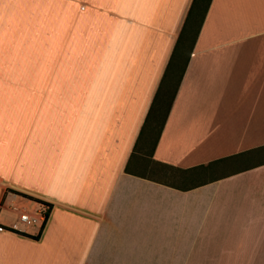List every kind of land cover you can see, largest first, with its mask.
<instances>
[{
    "label": "crops",
    "instance_id": "crops-1",
    "mask_svg": "<svg viewBox=\"0 0 264 264\" xmlns=\"http://www.w3.org/2000/svg\"><path fill=\"white\" fill-rule=\"evenodd\" d=\"M203 4L0 0V264H264V0Z\"/></svg>",
    "mask_w": 264,
    "mask_h": 264
},
{
    "label": "rangeland",
    "instance_id": "rangeland-1",
    "mask_svg": "<svg viewBox=\"0 0 264 264\" xmlns=\"http://www.w3.org/2000/svg\"><path fill=\"white\" fill-rule=\"evenodd\" d=\"M22 26V23L11 22L10 19L4 22V38L2 39V60L3 68L0 69V77L11 78V77H26V38H15L12 39V28L15 25L16 32L18 33V25ZM22 29V28H21ZM22 49L20 54H17V49ZM14 51V52H13ZM19 58V59H18ZM20 62V67L16 68V61ZM8 89L7 86H0V92L5 93ZM264 155H261L262 157ZM145 172L157 173V172H167L162 168H156L152 165L149 169H144Z\"/></svg>",
    "mask_w": 264,
    "mask_h": 264
},
{
    "label": "trees",
    "instance_id": "trees-1",
    "mask_svg": "<svg viewBox=\"0 0 264 264\" xmlns=\"http://www.w3.org/2000/svg\"><path fill=\"white\" fill-rule=\"evenodd\" d=\"M195 2H196V0H193V5H194ZM209 2H210V0H204V4H203V15H204V13H205L208 5H209ZM203 15L201 17V20L203 18ZM201 20H200V23H201ZM192 43H193V41H192ZM186 63H187V59H185L182 67L180 68L179 76H178V78L175 81V85H174V88L171 91V93L169 95H166L164 98L163 97L162 98L159 97V91H160V86H159V89L157 90V92H156V94H155V96L153 98V101L151 103V106H150L148 115H150V113H152V111L153 112L156 111V114L158 116V121L160 120L159 121L158 133L161 131L163 122L165 121L166 115H167V113L169 111V108H170L171 103L173 101V98L175 96V93H176V90H177L179 81H180V79L182 77L183 71L185 69ZM148 115H147V117H148ZM40 231L41 230H39V232L37 234H35V235H31V237H33V238H39Z\"/></svg>",
    "mask_w": 264,
    "mask_h": 264
},
{
    "label": "built area",
    "instance_id": "built-area-1",
    "mask_svg": "<svg viewBox=\"0 0 264 264\" xmlns=\"http://www.w3.org/2000/svg\"><path fill=\"white\" fill-rule=\"evenodd\" d=\"M51 205L43 201H35L34 207L27 208L25 206L11 205V209L18 213L19 221L24 226L38 225L40 229L43 227L49 214Z\"/></svg>",
    "mask_w": 264,
    "mask_h": 264
}]
</instances>
